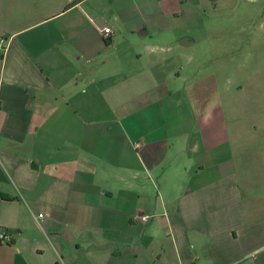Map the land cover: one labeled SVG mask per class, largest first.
I'll return each mask as SVG.
<instances>
[{
	"label": "crops",
	"instance_id": "0c3cea01",
	"mask_svg": "<svg viewBox=\"0 0 264 264\" xmlns=\"http://www.w3.org/2000/svg\"><path fill=\"white\" fill-rule=\"evenodd\" d=\"M224 1L0 0V264H264L261 83L232 117L195 64Z\"/></svg>",
	"mask_w": 264,
	"mask_h": 264
},
{
	"label": "rangeland",
	"instance_id": "374dc122",
	"mask_svg": "<svg viewBox=\"0 0 264 264\" xmlns=\"http://www.w3.org/2000/svg\"><path fill=\"white\" fill-rule=\"evenodd\" d=\"M261 2L262 0H226L221 4V10H208L204 16L207 25L203 29L191 33L196 39L202 40L201 45L195 47V55H200L202 62L196 61L195 64L201 65L203 71L221 76L226 80V85L229 80L224 102L232 117L238 112L236 104H243L246 100L244 97L238 98L236 91L242 73L253 75L257 84L261 83L259 95L264 93V11ZM197 18L201 20L199 16ZM179 83L181 86L182 82ZM165 106L167 101L164 102L166 116ZM257 106L258 117L264 116V99L257 102ZM259 141L264 144L263 139L260 138ZM233 153V146L228 143L219 151V154H223L221 158L218 157L220 160H230L234 158Z\"/></svg>",
	"mask_w": 264,
	"mask_h": 264
},
{
	"label": "built area",
	"instance_id": "2783aa9c",
	"mask_svg": "<svg viewBox=\"0 0 264 264\" xmlns=\"http://www.w3.org/2000/svg\"><path fill=\"white\" fill-rule=\"evenodd\" d=\"M111 32L110 29H105L104 30V37L107 38L109 37V33ZM7 45H8V42L0 37V56H3L4 53L6 52V49H7ZM141 144L140 143H136L135 144V148L138 149L140 148ZM39 218H43V215H39ZM149 218V216H143L141 217L142 221H147ZM12 241L11 239V236L6 234L5 232H1L0 233V243L2 244H10Z\"/></svg>",
	"mask_w": 264,
	"mask_h": 264
},
{
	"label": "water",
	"instance_id": "95a60500",
	"mask_svg": "<svg viewBox=\"0 0 264 264\" xmlns=\"http://www.w3.org/2000/svg\"><path fill=\"white\" fill-rule=\"evenodd\" d=\"M32 168H34V165H32Z\"/></svg>",
	"mask_w": 264,
	"mask_h": 264
}]
</instances>
